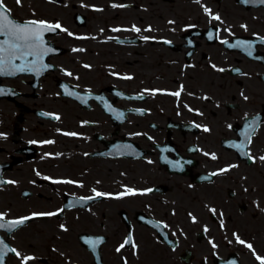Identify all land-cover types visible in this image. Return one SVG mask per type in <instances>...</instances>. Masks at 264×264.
<instances>
[{
	"label": "flooded vegetation",
	"instance_id": "obj_1",
	"mask_svg": "<svg viewBox=\"0 0 264 264\" xmlns=\"http://www.w3.org/2000/svg\"><path fill=\"white\" fill-rule=\"evenodd\" d=\"M5 9L61 25L45 75L0 77V214L31 217L0 230L5 264H261L264 3Z\"/></svg>",
	"mask_w": 264,
	"mask_h": 264
},
{
	"label": "snow or ice",
	"instance_id": "obj_2",
	"mask_svg": "<svg viewBox=\"0 0 264 264\" xmlns=\"http://www.w3.org/2000/svg\"><path fill=\"white\" fill-rule=\"evenodd\" d=\"M247 2V0H245ZM261 3H264V0H260ZM22 0H17V4H21ZM0 7H3V0H0ZM210 13L209 9H206ZM213 19L219 20L220 17L213 16ZM57 29H61V25L59 23L50 24L46 21H28L24 24H21L14 19L11 18L10 11L4 10L0 11V37H7V39L0 40V75H11L13 72H23L26 70H34L36 68L37 62L41 61L43 56L47 54L51 49L45 48V40L44 34L46 32H55ZM63 31H67V29H62ZM117 31L119 29H116ZM136 32H139V28H134ZM69 35H72L69 33ZM145 39H148L145 37ZM227 43V41H224ZM32 57L33 59L29 60L28 58ZM17 60H23L25 63L17 65L15 62ZM42 67H47L46 65H42ZM85 67H88L85 65ZM220 71H224L220 69ZM71 75V73H69ZM126 79H130V77H125ZM71 94V93H69ZM179 92L174 93V95L179 96ZM59 119V117H55ZM208 131L207 128L204 129ZM66 135H76L75 133H65ZM48 143H52L48 141ZM213 159L215 156L213 155ZM227 169L223 170L226 171ZM45 179H48L45 177ZM2 182V181H0ZM60 182V181H57ZM64 183H73L72 181H63ZM7 183H14V181H8ZM127 194L134 195L136 194L134 190L129 189ZM104 193L96 192V196H104ZM91 199V198H89ZM215 212V209L212 210ZM39 215H55V213L48 214H39ZM31 217H25L20 220H13L7 224H0V228L7 227L9 230L16 228L18 225L23 224L25 220L30 219ZM4 220V215L0 214V221ZM63 227V226H62ZM237 242L245 245L246 242L236 236ZM2 243V242H0ZM126 244H133L134 242L131 238L126 239L124 244L121 247H124ZM95 246V242H93V247ZM246 247L252 249V245L246 244ZM120 249L118 248L117 251ZM3 249L0 248V259L3 256ZM7 251L15 252L16 255H20V253L16 252L15 249H7ZM33 257H25V264L28 261L32 260ZM258 260H261V264H264V257L257 256Z\"/></svg>",
	"mask_w": 264,
	"mask_h": 264
}]
</instances>
